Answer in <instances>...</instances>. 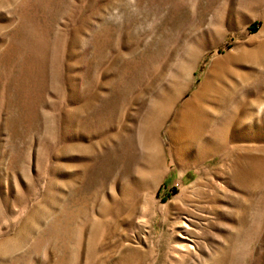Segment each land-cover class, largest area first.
<instances>
[{
	"label": "rangeland",
	"instance_id": "rangeland-1",
	"mask_svg": "<svg viewBox=\"0 0 264 264\" xmlns=\"http://www.w3.org/2000/svg\"><path fill=\"white\" fill-rule=\"evenodd\" d=\"M0 264H264V0H0Z\"/></svg>",
	"mask_w": 264,
	"mask_h": 264
},
{
	"label": "bare ground",
	"instance_id": "bare-ground-1",
	"mask_svg": "<svg viewBox=\"0 0 264 264\" xmlns=\"http://www.w3.org/2000/svg\"><path fill=\"white\" fill-rule=\"evenodd\" d=\"M193 227L194 223L191 219H186L182 222V228L184 229V234H186L187 237L184 238L185 240L183 241L179 249L184 253H188L195 248V238L192 236Z\"/></svg>",
	"mask_w": 264,
	"mask_h": 264
}]
</instances>
